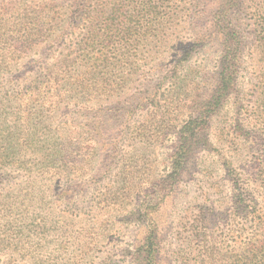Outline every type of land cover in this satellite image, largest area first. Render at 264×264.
Here are the masks:
<instances>
[{
	"label": "trees",
	"instance_id": "1",
	"mask_svg": "<svg viewBox=\"0 0 264 264\" xmlns=\"http://www.w3.org/2000/svg\"><path fill=\"white\" fill-rule=\"evenodd\" d=\"M184 1L0 0V168L9 165L29 177L34 173L32 179L41 196L46 194L43 185L57 187L56 201H63L69 214L76 215L66 178L80 176L82 166L76 164L85 160L78 122L86 110H111L113 106L104 104L114 103L112 97L131 90V78L147 71L169 41L171 29L184 21ZM253 2L258 17L255 47L264 61V0ZM242 4L243 0H218L210 8L209 37L216 38L220 46L213 86L203 99H190V112L181 124L170 117V107L178 106L179 94L160 98V82L146 98H136L138 108L149 106L151 116L142 123L141 136L156 139L159 127L169 131L180 126L168 157L169 171L157 181L159 186L164 181L175 182L194 149L210 147L205 130L227 103L239 71L242 41L230 14ZM190 51L174 53L168 69L173 77L178 76V67ZM163 63L157 60L155 66ZM257 78H264V66ZM93 161L88 158L91 165ZM224 165L230 187L225 201L231 205L222 224L225 228L218 230L215 224L211 229L203 223L193 230L190 224L192 231L184 239L190 251L183 250L178 264H264V165L246 177L234 172L229 161ZM46 181L52 184L45 185ZM150 205L140 208L135 217L144 228L135 251L137 264H160L163 253ZM191 235L197 239L194 245L189 241Z\"/></svg>",
	"mask_w": 264,
	"mask_h": 264
},
{
	"label": "rangeland",
	"instance_id": "2",
	"mask_svg": "<svg viewBox=\"0 0 264 264\" xmlns=\"http://www.w3.org/2000/svg\"><path fill=\"white\" fill-rule=\"evenodd\" d=\"M253 1L243 0L240 7L231 9L242 41L241 61L227 103L205 130L210 147L194 149L175 182L159 186L157 181L169 171L168 157L180 126L169 131L159 127L156 139L139 133L151 116L149 106L139 109L136 98L145 97L158 82L160 98L179 94V107H170L171 120L179 124L190 112V99H203L213 86L220 46L209 37L213 15L208 12L218 0H187L183 2L184 21L171 29L169 41L147 71L131 78V90L112 97L114 103L104 104L113 106L111 110H86L78 122L81 151L87 156L83 155L84 163L76 164L82 166L81 175L66 178L76 215L69 214L63 201H56L57 187L46 185L52 181H46L47 187L42 181L46 194L41 196L34 173L29 177L9 165L0 168V264H137L135 251L144 228L135 217L149 203L163 250L160 264H178L181 254L190 251L184 240L192 231L190 224L193 230L203 223L211 229L215 224L218 230L225 228L222 224L231 205L225 201L230 187L224 162L229 161L234 172L245 177L264 165V102L259 106L264 100V78H257L264 61L255 47L258 17ZM186 48H191L189 57L173 77L168 72L171 58ZM157 60L164 62L159 68ZM149 219L148 215L143 225ZM196 240L189 237L191 245ZM192 251L191 258L195 257Z\"/></svg>",
	"mask_w": 264,
	"mask_h": 264
}]
</instances>
